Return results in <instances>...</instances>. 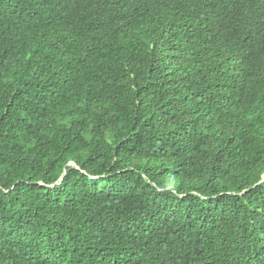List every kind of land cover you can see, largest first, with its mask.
Returning <instances> with one entry per match:
<instances>
[{
    "label": "trees",
    "instance_id": "obj_1",
    "mask_svg": "<svg viewBox=\"0 0 264 264\" xmlns=\"http://www.w3.org/2000/svg\"><path fill=\"white\" fill-rule=\"evenodd\" d=\"M0 264H264V0H0Z\"/></svg>",
    "mask_w": 264,
    "mask_h": 264
}]
</instances>
